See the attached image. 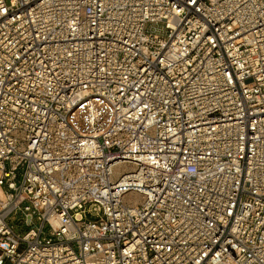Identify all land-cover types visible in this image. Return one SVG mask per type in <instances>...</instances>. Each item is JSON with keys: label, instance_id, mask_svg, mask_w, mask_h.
Returning a JSON list of instances; mask_svg holds the SVG:
<instances>
[{"label": "built area", "instance_id": "1", "mask_svg": "<svg viewBox=\"0 0 264 264\" xmlns=\"http://www.w3.org/2000/svg\"><path fill=\"white\" fill-rule=\"evenodd\" d=\"M0 264H264V0H0Z\"/></svg>", "mask_w": 264, "mask_h": 264}, {"label": "rangeland", "instance_id": "2", "mask_svg": "<svg viewBox=\"0 0 264 264\" xmlns=\"http://www.w3.org/2000/svg\"><path fill=\"white\" fill-rule=\"evenodd\" d=\"M9 222L12 223V224H15V222H16V218H15L14 216H11V217L9 218ZM25 230H26V229H23V228H21V227L16 228V231H17V232H24Z\"/></svg>", "mask_w": 264, "mask_h": 264}]
</instances>
